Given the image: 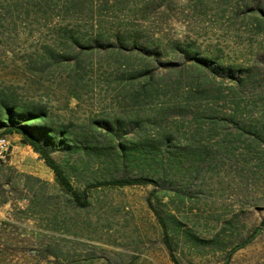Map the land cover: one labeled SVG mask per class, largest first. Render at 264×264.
Returning a JSON list of instances; mask_svg holds the SVG:
<instances>
[{"label":"rangeland","instance_id":"rangeland-1","mask_svg":"<svg viewBox=\"0 0 264 264\" xmlns=\"http://www.w3.org/2000/svg\"><path fill=\"white\" fill-rule=\"evenodd\" d=\"M3 104L100 155L53 152L90 188L81 208L21 135L0 138V264H177L168 236L181 264H264V0H0ZM126 143L144 148L122 159ZM127 175L159 185L91 187Z\"/></svg>","mask_w":264,"mask_h":264},{"label":"trees","instance_id":"trees-1","mask_svg":"<svg viewBox=\"0 0 264 264\" xmlns=\"http://www.w3.org/2000/svg\"><path fill=\"white\" fill-rule=\"evenodd\" d=\"M199 62L202 66H207L215 72H222L228 75L236 80V82L242 87L245 83L255 85L261 78V76L258 77L257 75H254L251 70L246 68L238 69L233 66H223L219 63L213 64L210 60L205 58H200ZM103 124L108 129V135H113L116 131L121 132L124 130V125L120 122L117 124L103 122ZM10 133L21 135L22 142L32 146L34 150L40 154L41 158L45 160L47 165L55 173L58 183H60L64 190L71 196L72 201L77 206L85 208L90 204L87 196V192L90 188L84 191L76 189L71 183L64 166L57 162L53 157V152L62 149L71 154L83 153L89 156H97L100 155V152L97 150L99 145L95 144L94 140L88 136L80 139L74 136L73 131H69L66 127L55 126L52 123L50 124L46 112H39L35 109L17 110L15 107L3 104L0 106V138ZM171 143L172 141L168 144L171 147L169 151L177 152ZM143 145L144 144H140L138 147L144 148ZM123 147L128 150L120 152V157L122 159L125 158L126 160H131L129 157L135 153L138 147H133L127 143ZM149 183H157L159 185L155 179L149 176L132 177L127 175L109 180L97 179L95 182L91 183V187L105 185L117 187ZM165 240L172 259L177 264H181L173 252L174 247L169 236ZM249 241L250 240L245 241L240 247L245 246Z\"/></svg>","mask_w":264,"mask_h":264},{"label":"built area","instance_id":"built-area-1","mask_svg":"<svg viewBox=\"0 0 264 264\" xmlns=\"http://www.w3.org/2000/svg\"><path fill=\"white\" fill-rule=\"evenodd\" d=\"M9 145L6 139H0V160L4 159L9 153Z\"/></svg>","mask_w":264,"mask_h":264}]
</instances>
